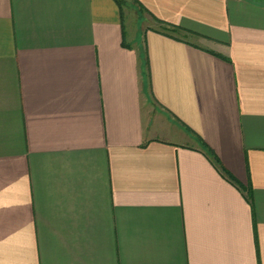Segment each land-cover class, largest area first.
Returning <instances> with one entry per match:
<instances>
[{"label":"crops","instance_id":"obj_1","mask_svg":"<svg viewBox=\"0 0 264 264\" xmlns=\"http://www.w3.org/2000/svg\"><path fill=\"white\" fill-rule=\"evenodd\" d=\"M124 2L0 0V264H264V0Z\"/></svg>","mask_w":264,"mask_h":264},{"label":"trees","instance_id":"obj_2","mask_svg":"<svg viewBox=\"0 0 264 264\" xmlns=\"http://www.w3.org/2000/svg\"><path fill=\"white\" fill-rule=\"evenodd\" d=\"M117 2V4L120 6V8L124 5V0H115ZM162 32L165 33V34H173V33H177V31L179 30L177 27L175 26H167V25H164L162 26ZM249 194V192H248Z\"/></svg>","mask_w":264,"mask_h":264},{"label":"rangeland","instance_id":"obj_3","mask_svg":"<svg viewBox=\"0 0 264 264\" xmlns=\"http://www.w3.org/2000/svg\"><path fill=\"white\" fill-rule=\"evenodd\" d=\"M128 3H129V2H128ZM130 8H131V7H130ZM126 9H127V10H130L131 14H134V13H133V9H129V7L126 8ZM136 16H137V18L139 17V15H137V14H136Z\"/></svg>","mask_w":264,"mask_h":264}]
</instances>
